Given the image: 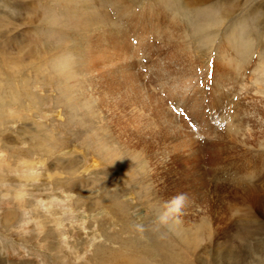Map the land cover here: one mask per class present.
Returning <instances> with one entry per match:
<instances>
[{
    "label": "rangeland",
    "instance_id": "374dc122",
    "mask_svg": "<svg viewBox=\"0 0 264 264\" xmlns=\"http://www.w3.org/2000/svg\"><path fill=\"white\" fill-rule=\"evenodd\" d=\"M168 249L264 264V0H0V264Z\"/></svg>",
    "mask_w": 264,
    "mask_h": 264
},
{
    "label": "clouds",
    "instance_id": "9594fccd",
    "mask_svg": "<svg viewBox=\"0 0 264 264\" xmlns=\"http://www.w3.org/2000/svg\"><path fill=\"white\" fill-rule=\"evenodd\" d=\"M188 199V194L184 192H177L170 196L163 202L162 208L156 216V223L161 226H169L172 223H179ZM132 227L141 235L145 231V227L142 223H136Z\"/></svg>",
    "mask_w": 264,
    "mask_h": 264
},
{
    "label": "bare ground",
    "instance_id": "6f19581e",
    "mask_svg": "<svg viewBox=\"0 0 264 264\" xmlns=\"http://www.w3.org/2000/svg\"><path fill=\"white\" fill-rule=\"evenodd\" d=\"M136 17V16H135ZM141 16L140 15H137V17H136V19H139ZM129 34L128 33H126V32H124V36L125 37H127ZM6 60V59H5ZM223 112V111H222ZM224 113V112H223ZM222 115V114H221ZM216 146H218L217 144H216ZM209 151V154H210V156L212 157L213 156V154H218L219 152H221V149H217V150H212L211 149V146L209 147V149H208ZM259 169V168H258ZM237 180V179H236ZM242 181V180H241ZM241 181H239V180H237V184L239 183V184H242V183H240ZM244 201V200H243ZM259 203V202H258ZM261 204V203H260ZM178 229H179V227H178ZM181 236V235H180ZM154 241V240H153ZM156 246H157V242L156 241H154L153 242ZM167 251H169L171 254H169L168 255V264H180V261H181V258H179V254L178 253H172V249H168Z\"/></svg>",
    "mask_w": 264,
    "mask_h": 264
}]
</instances>
